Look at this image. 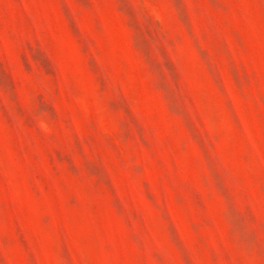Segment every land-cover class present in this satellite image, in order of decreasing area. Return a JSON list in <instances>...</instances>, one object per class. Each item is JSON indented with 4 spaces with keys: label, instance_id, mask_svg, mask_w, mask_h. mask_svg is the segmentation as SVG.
I'll list each match as a JSON object with an SVG mask.
<instances>
[{
    "label": "rangeland",
    "instance_id": "obj_1",
    "mask_svg": "<svg viewBox=\"0 0 264 264\" xmlns=\"http://www.w3.org/2000/svg\"><path fill=\"white\" fill-rule=\"evenodd\" d=\"M0 264H264V0H0Z\"/></svg>",
    "mask_w": 264,
    "mask_h": 264
}]
</instances>
